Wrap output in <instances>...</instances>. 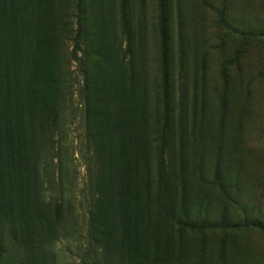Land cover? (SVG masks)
<instances>
[{
  "label": "rangeland",
  "instance_id": "rangeland-1",
  "mask_svg": "<svg viewBox=\"0 0 264 264\" xmlns=\"http://www.w3.org/2000/svg\"><path fill=\"white\" fill-rule=\"evenodd\" d=\"M0 216V264H264V0H0Z\"/></svg>",
  "mask_w": 264,
  "mask_h": 264
},
{
  "label": "trees",
  "instance_id": "trees-1",
  "mask_svg": "<svg viewBox=\"0 0 264 264\" xmlns=\"http://www.w3.org/2000/svg\"><path fill=\"white\" fill-rule=\"evenodd\" d=\"M79 36V35H78ZM80 39V36L76 39V46L75 48H78V41ZM163 39H166V33L164 30V20H163ZM166 49V46H165ZM1 217V216H0ZM0 223H1V219H0ZM93 264H121L120 262H118L116 259H114L113 257H108V254L106 251H101L100 254H98V258L93 262Z\"/></svg>",
  "mask_w": 264,
  "mask_h": 264
}]
</instances>
